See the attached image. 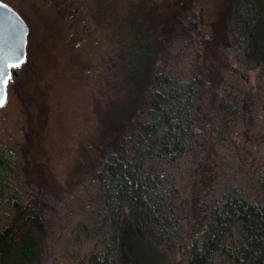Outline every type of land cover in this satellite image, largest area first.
<instances>
[{
  "label": "trees",
  "instance_id": "16d2710c",
  "mask_svg": "<svg viewBox=\"0 0 264 264\" xmlns=\"http://www.w3.org/2000/svg\"><path fill=\"white\" fill-rule=\"evenodd\" d=\"M163 1L115 13L93 0L91 22L115 35L118 95L96 113L94 159L80 150L66 190L39 167L34 63L13 70L0 264H264V0H229L206 48L187 0Z\"/></svg>",
  "mask_w": 264,
  "mask_h": 264
},
{
  "label": "rangeland",
  "instance_id": "374dc122",
  "mask_svg": "<svg viewBox=\"0 0 264 264\" xmlns=\"http://www.w3.org/2000/svg\"><path fill=\"white\" fill-rule=\"evenodd\" d=\"M3 1L28 23L25 57L36 69L28 93L35 103L32 124L39 140L42 177L45 175L54 190H66L80 150L94 159L92 145L99 127L96 113L111 111L115 105L119 76L110 61L115 35L111 39V32L108 35L91 22L93 0ZM107 1L118 13L134 0ZM228 1H186L197 22L199 47L209 46L212 35L217 34ZM253 76L254 68L249 66L244 74L247 85H252Z\"/></svg>",
  "mask_w": 264,
  "mask_h": 264
},
{
  "label": "water",
  "instance_id": "95a60500",
  "mask_svg": "<svg viewBox=\"0 0 264 264\" xmlns=\"http://www.w3.org/2000/svg\"><path fill=\"white\" fill-rule=\"evenodd\" d=\"M4 6L0 2V60L12 61L18 53H22L25 60L27 27L10 8Z\"/></svg>",
  "mask_w": 264,
  "mask_h": 264
},
{
  "label": "snow or ice",
  "instance_id": "6c2138e0",
  "mask_svg": "<svg viewBox=\"0 0 264 264\" xmlns=\"http://www.w3.org/2000/svg\"><path fill=\"white\" fill-rule=\"evenodd\" d=\"M24 62L22 53H18L17 57L12 61L0 60V107H3L6 102V90L13 79V70L20 68Z\"/></svg>",
  "mask_w": 264,
  "mask_h": 264
}]
</instances>
